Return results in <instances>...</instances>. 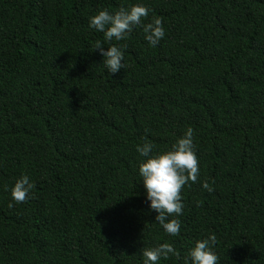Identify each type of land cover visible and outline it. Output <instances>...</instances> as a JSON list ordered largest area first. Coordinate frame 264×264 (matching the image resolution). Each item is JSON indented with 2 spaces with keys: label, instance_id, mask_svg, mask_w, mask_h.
Returning <instances> with one entry per match:
<instances>
[{
  "label": "trees",
  "instance_id": "1",
  "mask_svg": "<svg viewBox=\"0 0 264 264\" xmlns=\"http://www.w3.org/2000/svg\"><path fill=\"white\" fill-rule=\"evenodd\" d=\"M143 3L165 30L105 42L98 9ZM123 47L108 73L95 41ZM193 129L181 227L149 210L136 145ZM22 174L32 195L8 207ZM206 181L213 190L201 187ZM216 236L217 264H264V0H0V264H142Z\"/></svg>",
  "mask_w": 264,
  "mask_h": 264
},
{
  "label": "clouds",
  "instance_id": "2",
  "mask_svg": "<svg viewBox=\"0 0 264 264\" xmlns=\"http://www.w3.org/2000/svg\"><path fill=\"white\" fill-rule=\"evenodd\" d=\"M149 11L143 3L121 6L114 12L101 8L88 18V28L102 33L105 42H120L126 40L133 29L139 26L148 46L155 47L164 37L165 30L158 17L145 22ZM92 50L98 51L108 73L115 74L124 68L123 47L118 43H109L105 49L101 41L97 40ZM153 148L149 142L136 145L138 155L145 158L138 163V175L148 208L156 213L154 221L159 223L166 234L176 236L181 227L177 217L183 210L181 189L189 182L194 183L199 176L193 129L187 127L183 135L165 150L153 152ZM201 187L208 192L213 190L206 181L201 182ZM33 188L34 183L27 175L18 177L10 189L8 207L11 208L13 202L22 203L29 199ZM215 243L216 236L212 233L195 240L184 256L183 264H217L218 257L213 251ZM170 255L180 259L171 243L162 242L155 247L143 249L142 264H159Z\"/></svg>",
  "mask_w": 264,
  "mask_h": 264
}]
</instances>
